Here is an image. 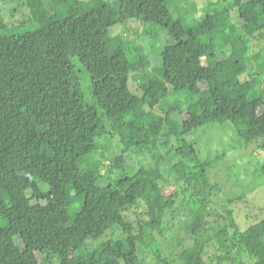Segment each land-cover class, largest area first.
<instances>
[{
    "label": "trees",
    "instance_id": "obj_1",
    "mask_svg": "<svg viewBox=\"0 0 264 264\" xmlns=\"http://www.w3.org/2000/svg\"><path fill=\"white\" fill-rule=\"evenodd\" d=\"M18 1L23 21L3 12L8 0L0 7V264H145L152 246L156 264H167L155 233H177L154 210L160 200L188 220L220 193L208 177L216 160L202 158L187 137L231 123L222 144L233 128L241 148L264 156V0H217L215 13L195 11L191 26L171 11L179 0ZM227 23L232 30L211 35ZM115 26L126 30L112 33ZM142 36L173 42L157 67L137 43ZM80 70L90 78L93 104ZM159 92L156 103L146 100ZM98 118L111 150L92 136L72 142L51 181L23 157L25 146L63 125L87 128ZM222 149L221 158L237 153ZM94 153L97 165L81 166ZM254 174L264 179V162ZM237 200L225 203L230 221L211 259L264 264V217L242 230L227 207ZM143 204L153 219L136 224ZM204 249L184 248L183 264H213L201 262Z\"/></svg>",
    "mask_w": 264,
    "mask_h": 264
},
{
    "label": "rangeland",
    "instance_id": "obj_2",
    "mask_svg": "<svg viewBox=\"0 0 264 264\" xmlns=\"http://www.w3.org/2000/svg\"><path fill=\"white\" fill-rule=\"evenodd\" d=\"M108 2H113L115 0H105ZM186 1V2H185ZM217 0H179L177 1V6L180 9L173 7L171 11L175 16L181 13L187 15L184 18V23L187 26L193 24V17L196 15L195 11L199 12L202 16L211 15L215 13V8L218 3ZM9 4L7 6V0H0V7L3 12L6 10H12L15 21H23L20 19L21 10L19 9L20 3L18 0H8ZM2 13L0 16L5 18V14ZM125 26H115L112 28V33L121 32ZM135 24L127 25L126 29L131 35H134ZM124 29V30H126ZM232 30V23L224 24L220 29L215 30L211 35L213 37H218L219 35H224L225 30ZM138 39V38H137ZM136 39V40H137ZM139 44H144L146 47V53L152 62L154 67L161 64L162 57L161 54L167 45L173 42L168 38L160 39H150L149 37H140L138 40ZM254 59V58H253ZM156 69V68H155ZM82 77V84L84 92L86 94L87 102L90 104L94 103L93 97L91 95V84L90 78L86 72L80 70ZM249 87V86H248ZM163 94L161 92L154 93L153 95H147L146 100L156 103ZM106 122L102 118L93 121L89 127H79L73 124L63 125L62 127L52 131L46 137L40 141L31 143L24 147L22 150V155L36 171L41 173L46 181H51L55 176L60 173L61 163L58 159V155L68 147L74 141L81 140L85 137L92 136L101 139L102 148L106 147L112 149L114 147V141L109 144L103 134L105 133L104 126ZM219 125H211L196 133L187 137L189 143L199 144L198 148L202 151V158L208 160H216L217 164H213L209 169L208 177H210L213 183L220 185V193L213 196L212 201L207 205L206 210L199 213L196 218L195 214H191L190 219L186 220L183 214L179 213V210L168 211V200L167 198H162L159 205L154 209L156 213L160 216L166 214L165 227L170 230L176 231L175 236H170L168 234L160 235L157 231L155 234V239L158 242L159 253L161 254L162 261L167 264H183L181 255L184 248L186 247H196L198 243L205 244V254L201 259L202 263H213L219 264L217 258L211 259L215 254V244L218 239V232L223 229L226 225H229L230 216L226 212V205L228 199L236 198L237 196H242V200H237L230 207L234 210V219L238 221L239 226L242 230L246 229L249 225L257 221V216L264 217V179H257L259 174H254L255 169L259 167L264 162V156L261 153L257 155H252L249 150L241 148L236 140V132L232 128L233 136H230L228 144L223 145V140L220 138L225 134L224 130L230 129L231 123H226L220 130H214L213 127H218ZM94 129V130H93ZM220 140V141H218ZM117 141V140H116ZM99 142V144H101ZM232 148L237 153L233 154L231 152L230 156L221 158L225 156L223 147ZM117 148V147H116ZM207 148L211 149L210 157H208L209 152ZM235 148V149H234ZM222 151L220 152L219 150ZM99 153H94L88 159H84L81 162V166L89 167L91 164L97 165V159ZM263 160H260V158ZM212 158V159H210ZM114 164L117 167L119 161L117 156L113 158ZM89 164V165H88ZM237 182H241V185ZM47 183V182H46ZM44 191H48V186L42 185ZM161 209H158L161 206ZM145 205L143 204L136 209V214L133 217L136 224L142 223V221H149L153 219V216L145 215ZM165 212V213H163ZM167 212V213H166ZM158 215L154 217L156 223L158 222ZM220 215L222 218H219ZM196 219L202 220L203 226L198 227L196 225ZM200 229V230H199ZM193 230L198 231L197 235H193ZM222 241V240H220ZM150 249H145L143 252V262L145 264H156L158 261L153 250V246ZM157 248V249H158ZM219 255V254H218ZM222 264H231L230 261H223Z\"/></svg>",
    "mask_w": 264,
    "mask_h": 264
}]
</instances>
